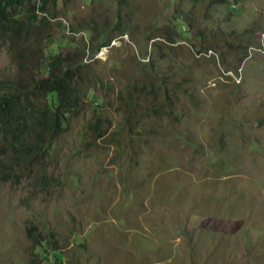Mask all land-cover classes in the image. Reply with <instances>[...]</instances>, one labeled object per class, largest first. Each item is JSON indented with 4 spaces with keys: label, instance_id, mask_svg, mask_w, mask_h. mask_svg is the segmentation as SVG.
<instances>
[{
    "label": "rangeland",
    "instance_id": "374dc122",
    "mask_svg": "<svg viewBox=\"0 0 264 264\" xmlns=\"http://www.w3.org/2000/svg\"><path fill=\"white\" fill-rule=\"evenodd\" d=\"M210 1L50 0L38 14L27 75L64 58L79 110L0 182V264H264V0ZM17 79L2 40L0 80Z\"/></svg>",
    "mask_w": 264,
    "mask_h": 264
},
{
    "label": "trees",
    "instance_id": "16d2710c",
    "mask_svg": "<svg viewBox=\"0 0 264 264\" xmlns=\"http://www.w3.org/2000/svg\"><path fill=\"white\" fill-rule=\"evenodd\" d=\"M49 1L0 0V42L3 40L15 52L19 70V79L0 80V182L15 178L18 182L22 174L21 166L26 170L36 163L38 154H46L56 137L64 131L63 124H68L78 115L76 68L63 69L64 58L59 55L49 57L45 78H37L31 73L27 75L24 51L30 40L36 42L35 36L39 38L37 51L42 53L43 38L35 35L34 27L35 23L39 28L48 26V17L39 18L38 14L48 11L46 6ZM227 1L211 0L210 5ZM25 7L23 17L21 9ZM123 21L125 18L117 13L115 27L118 29ZM125 29L126 26H123ZM108 32L105 30L101 34L103 37L95 40L97 45L91 58L100 48L109 45L110 40L104 38ZM23 74L27 77L25 86L20 82ZM41 100L43 103L39 104ZM45 132L49 133L48 137Z\"/></svg>",
    "mask_w": 264,
    "mask_h": 264
},
{
    "label": "built area",
    "instance_id": "2783aa9c",
    "mask_svg": "<svg viewBox=\"0 0 264 264\" xmlns=\"http://www.w3.org/2000/svg\"><path fill=\"white\" fill-rule=\"evenodd\" d=\"M34 2H36V0H34ZM40 14V13H39ZM42 15V14H41Z\"/></svg>",
    "mask_w": 264,
    "mask_h": 264
}]
</instances>
